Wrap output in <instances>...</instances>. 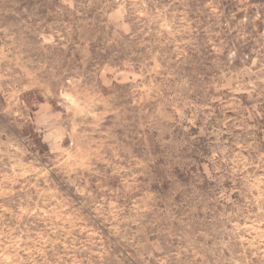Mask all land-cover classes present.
<instances>
[{
  "label": "rangeland",
  "instance_id": "1",
  "mask_svg": "<svg viewBox=\"0 0 264 264\" xmlns=\"http://www.w3.org/2000/svg\"><path fill=\"white\" fill-rule=\"evenodd\" d=\"M0 264H264V0H0Z\"/></svg>",
  "mask_w": 264,
  "mask_h": 264
},
{
  "label": "trees",
  "instance_id": "2",
  "mask_svg": "<svg viewBox=\"0 0 264 264\" xmlns=\"http://www.w3.org/2000/svg\"><path fill=\"white\" fill-rule=\"evenodd\" d=\"M39 142V144H41V142L40 141H38Z\"/></svg>",
  "mask_w": 264,
  "mask_h": 264
}]
</instances>
